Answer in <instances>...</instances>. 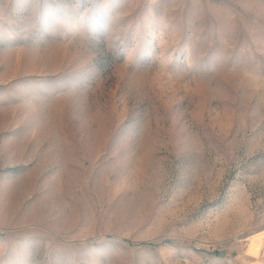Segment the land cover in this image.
<instances>
[{
	"label": "rangeland",
	"instance_id": "rangeland-1",
	"mask_svg": "<svg viewBox=\"0 0 264 264\" xmlns=\"http://www.w3.org/2000/svg\"><path fill=\"white\" fill-rule=\"evenodd\" d=\"M0 264H264V0H0Z\"/></svg>",
	"mask_w": 264,
	"mask_h": 264
}]
</instances>
